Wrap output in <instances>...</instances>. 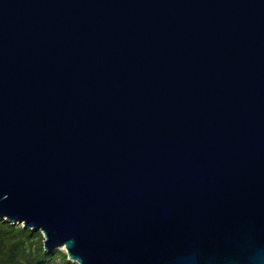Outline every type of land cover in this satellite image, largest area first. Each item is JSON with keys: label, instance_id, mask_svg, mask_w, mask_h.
I'll return each mask as SVG.
<instances>
[{"label": "water", "instance_id": "obj_1", "mask_svg": "<svg viewBox=\"0 0 264 264\" xmlns=\"http://www.w3.org/2000/svg\"><path fill=\"white\" fill-rule=\"evenodd\" d=\"M0 219L76 264H264V0H0Z\"/></svg>", "mask_w": 264, "mask_h": 264}, {"label": "trees", "instance_id": "obj_2", "mask_svg": "<svg viewBox=\"0 0 264 264\" xmlns=\"http://www.w3.org/2000/svg\"><path fill=\"white\" fill-rule=\"evenodd\" d=\"M41 232L0 219V264H75L60 250H45Z\"/></svg>", "mask_w": 264, "mask_h": 264}, {"label": "rangeland", "instance_id": "obj_3", "mask_svg": "<svg viewBox=\"0 0 264 264\" xmlns=\"http://www.w3.org/2000/svg\"><path fill=\"white\" fill-rule=\"evenodd\" d=\"M4 221H6V220H4ZM60 251H62V252H64V253H66V251H65V249L64 248H62ZM76 264V263H75Z\"/></svg>", "mask_w": 264, "mask_h": 264}]
</instances>
